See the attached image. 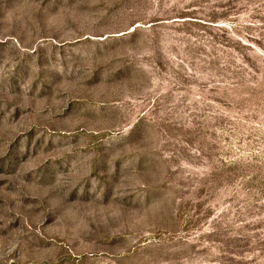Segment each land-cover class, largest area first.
<instances>
[{"label":"rangeland","instance_id":"rangeland-1","mask_svg":"<svg viewBox=\"0 0 264 264\" xmlns=\"http://www.w3.org/2000/svg\"><path fill=\"white\" fill-rule=\"evenodd\" d=\"M0 264H264V0H0Z\"/></svg>","mask_w":264,"mask_h":264}]
</instances>
